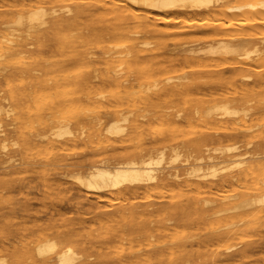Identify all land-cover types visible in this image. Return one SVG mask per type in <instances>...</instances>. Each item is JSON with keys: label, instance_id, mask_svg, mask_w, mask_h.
Instances as JSON below:
<instances>
[{"label": "bare ground", "instance_id": "bare-ground-1", "mask_svg": "<svg viewBox=\"0 0 264 264\" xmlns=\"http://www.w3.org/2000/svg\"><path fill=\"white\" fill-rule=\"evenodd\" d=\"M88 1L87 3L74 4L67 3L68 0H0V8L3 9L0 20L1 18L5 20L0 24V74L2 73L6 77L11 68L10 65L17 64L18 71L30 74L34 83V94H44L42 89L55 91L62 85L71 83L75 86L74 91L71 94L63 92V97L72 98L78 94L90 104L77 110L76 107L75 111H69L67 119L57 124L52 121V118L40 117L42 113L47 115L54 111L56 105L52 100L43 104L36 103L33 109L29 106L17 109L11 103L9 104L7 97L0 98V114H4V117H0V168L6 169L3 173L9 175L20 170L31 169V164L19 154V151L13 149L9 151L8 148V127L16 128L17 124L26 122V118L34 119L30 120V124L37 125V128L32 127V134H24L20 131L24 139L23 143L27 148H30L32 144H44L51 150L64 151L69 146L78 145V142L85 139V146L97 153L111 152L115 154L128 146L127 142L131 141L134 135L142 133L145 129L147 110L141 114H134L133 110L137 106L136 99H139L141 104H153L161 98L166 100L171 97L184 100L196 92L209 90L212 95L214 94L213 97L218 96V99L227 101L209 105L204 111H201L202 115L212 125L220 129L217 131L224 130L229 134L244 137L245 150L241 151L238 144L233 142L225 146L226 151L232 153L230 156L217 157L213 156L210 151L216 153L222 149L210 147L208 143H205L203 144L204 153H200L192 159V155H184L179 144L177 119L187 120L190 116L186 112V108L179 107L175 111L159 112L158 118L161 121V127H159V123L160 129L158 128L159 132L156 133L158 140L155 144L130 154L128 152V155L123 159L114 162L110 160L111 156H99L101 158L91 162L86 170L78 171L77 169L73 179L78 186L86 189V196L92 195L90 193L92 191H94L93 194L95 192L98 194L111 190L115 194L109 195H115L116 198L127 197L129 194L135 195L140 189L147 191V194L149 189L159 188L164 181L171 180L179 185V191H183L185 188L190 190L194 194L192 206L203 208V210L208 208L205 211L209 216L229 211H241L242 218L254 209L256 212L257 206L262 205L263 207L264 149L257 148L260 145L257 142L264 141V103L253 104L251 99L243 97L237 105H231L228 95H232L234 92L227 94L220 91L216 81L202 83L197 79L202 74L221 76L226 70H230L235 75L234 80L238 79L241 82V91L247 93L256 85L264 87V0ZM101 12L109 14L115 20L112 21V25L111 23L100 24L97 21L93 24L92 21L88 23V20H94L95 13ZM8 13L14 15L7 18ZM200 19H204V21L206 19V21L202 22ZM158 23H164L166 26L163 28L160 25L161 28ZM203 25L205 27H202ZM188 29H193L194 32L184 35L183 33ZM66 30L68 33L62 34ZM170 35L176 37L173 38ZM106 38H115L119 42L112 43L114 46L111 48L99 47V42ZM154 38H158L159 41H155ZM167 39L171 40V45L169 43L167 45ZM35 41L48 42L50 50L46 54L41 53L37 62L29 65L26 63L28 58L25 54L30 52ZM88 44H91V47H99V53L90 51L91 47H88ZM167 46H172L169 48L170 56L176 54L184 56V58L178 59V62L172 65L160 64L157 59L159 51ZM86 63L91 64L93 68L91 73L85 76L84 83L97 81L113 86L111 94L106 90H98L93 84L81 87L80 83L83 82L79 79L80 75L73 77L74 75L66 72L69 67ZM231 85L233 86V84ZM228 91L230 92V90ZM9 95L11 98L15 96L12 91ZM60 96L62 97V95ZM122 96H127L128 102L129 100L133 101L130 110L127 112H124L123 108L116 110L113 117L105 123L96 112L97 109L101 104L109 102L113 98L122 102ZM116 108L118 107L116 106ZM195 112L198 113L200 110L197 109ZM25 113H28V116ZM197 113L195 114L197 115ZM227 117L230 118V123L223 120ZM6 118L10 120H6ZM112 134L114 136L123 134L125 137L111 140L110 135ZM52 138H56V140ZM13 144L18 145V142ZM81 144L83 145V143ZM167 156H169V162L173 164L184 157L185 166L169 165L167 170L160 169L159 166ZM57 157L56 154L54 158ZM232 157L233 159H230ZM59 158L62 156L59 155ZM72 165L75 164L72 163ZM80 165L83 164H77V166ZM235 167L241 169V174H227L219 181H210L209 178H215L219 173L235 169ZM247 179L254 180L257 184L258 180L263 183L258 188L254 185L257 191L260 190L259 196L244 197L236 202L214 204L209 194L206 193L214 187L222 188L226 184L232 185L237 180L243 183V180ZM245 182L247 183V181ZM235 184L231 187L237 186ZM229 189H227L229 193L231 190L235 191V189ZM225 192L226 190L224 194ZM219 196L221 197V195ZM236 196V194L232 195V197ZM98 197L104 196L98 195ZM137 199H141V197ZM121 202L120 200L119 203ZM147 208L146 210H148ZM171 211L173 218H169V222L172 219L179 221L186 215L183 213L185 209L180 207L172 208ZM259 212L261 213L259 210L256 214ZM140 216L142 215L140 214ZM208 223H212V221ZM235 224L237 225V223H231L228 224L229 226H225L231 227ZM209 225L211 228V224ZM225 226L222 228H226ZM140 228L142 233L147 231L145 225L138 226V232H140ZM169 228L171 227L164 223L156 230L164 236L168 234ZM232 230L223 233L224 238H232L234 234ZM136 232L137 229L133 228L132 235ZM72 234L75 232L71 231L70 235ZM148 234L147 241L145 240L146 246L152 248V251L147 252L145 257L143 255L145 264H180L177 259L178 252L185 249L183 242L178 238L170 240L161 238L153 241L149 239L155 236L153 232L150 231ZM240 236L238 235V238ZM239 244L240 242L228 245L226 251L230 255L249 251V248L237 250ZM62 245L57 236L39 232L38 238L33 244V251L31 247L25 248V257L32 260L33 264H112V262L114 264H129L131 254L139 250L131 248L127 254H117L111 260L99 258L92 261L93 256L86 254L85 245H82L81 252L75 250L71 245ZM25 261V259L16 260L10 264H24ZM5 262L2 258L0 263L4 264Z\"/></svg>", "mask_w": 264, "mask_h": 264}, {"label": "rangeland", "instance_id": "rangeland-1", "mask_svg": "<svg viewBox=\"0 0 264 264\" xmlns=\"http://www.w3.org/2000/svg\"><path fill=\"white\" fill-rule=\"evenodd\" d=\"M116 1L120 2L121 0ZM87 2L89 1L70 0L69 2L68 0L67 3L82 4ZM2 11L3 9L0 8V14L3 13ZM12 15L14 14L8 13L6 16L9 18ZM108 15L109 14L102 12L95 13L94 20H88V23L92 21L93 24V22L97 21L100 24L111 23L112 25V21L115 20L112 19L110 15ZM200 20L202 22L204 21V19ZM200 20H198V22H201ZM2 21L5 20L1 18L0 24ZM163 24L164 23H158V26L161 27L160 25H162L164 28L166 25ZM202 27L205 26L203 25ZM63 32L64 33L62 34H65L66 32L68 33L67 30ZM193 32V29H188L183 34L186 35ZM198 34L201 35V33ZM170 36L173 38L176 37L175 35ZM154 40L159 41L158 38H154ZM117 41L119 42V40L115 38H106L101 40L98 46H107L111 48L115 43H117ZM166 43L167 45L168 43L169 45L172 44L171 40L168 39ZM91 46V44H88V47ZM99 47H91L90 51L99 53ZM171 47L172 46H167V48L159 51L160 53L157 59L159 60L160 64L172 65L177 63L178 59H182V57L184 58V56H177L176 54L170 56L169 48ZM49 50L50 46L48 42L35 41V44L30 49V52L25 54L27 55L26 58L29 59H26V63L29 65L36 63L41 53L46 54ZM89 65L91 64L86 63L72 66L69 67L66 72L74 75L73 77L80 75L79 79L83 82L80 83L81 87L93 84L98 90H106L109 92V94H111L113 86L105 85L97 81H94V83H84L85 76H88L93 68L92 65ZM17 66V64H11V68L6 77L3 76L2 73L0 74V98L7 97L9 104L11 103L13 107L18 109V107L29 106L33 109L36 103L43 104L51 102L52 100V102H54L56 105L54 111L47 115L42 113L40 117L47 119L52 118L54 123L59 124L60 122H63L67 119L69 111H75L74 109L76 107L77 110L80 107L90 105L87 101H85L84 97H79L78 94L74 95L72 98H67L65 96L63 97V92L66 94H71L74 91L75 86L71 83L62 85L55 91L42 89L44 94H34V83L30 77V74L27 72L18 71ZM234 76V73H232L230 70H226L221 76L202 74L197 80L202 83H211L213 80L214 82L216 81V84H218L217 87L220 91L226 92L227 94H232L234 92V94H232L233 96L228 95V101L231 105H237V103L242 101L241 99L243 97H248L251 99L253 104L264 103V87L256 85L249 92H243L241 91V82L238 79L234 80ZM231 84H233L234 87ZM80 86H77V88H80ZM228 90H230V92ZM11 91L15 95L14 98H11L9 95ZM60 95H62V97ZM213 95L211 92H209V90H206L196 92L186 97L184 100H177L171 97L166 98V100L165 98L158 100L156 99L157 101L153 104H141L139 99H136L135 103L137 106L133 110V113L141 114L147 110L145 129L142 133L134 135L133 139L127 142L128 146L115 152V154L111 152L99 154L95 150L85 146V139L81 142H78V145L69 146L64 151H58L56 149L51 150V148L48 146L46 148V145L44 144H32L30 148H27L23 143L24 139L21 136L20 131H22L24 134H32V127L37 128L36 124H30V120L34 119L26 118L27 121L19 123V125L17 124L15 126L16 128L8 127L9 131H7V136L9 137V151L11 149L19 151V154H21L22 157L31 164V169L24 171L20 170L15 174L8 175L3 173L6 169L0 168V262L2 258L6 261L4 264H10L16 260L25 259L26 261L24 264H33L32 260L26 259L25 248L31 247L33 251L34 241L38 238L39 232H43L57 236L61 240L63 244L62 246L71 245L79 252L82 251V245H85L87 249L86 254L93 256L91 259L92 261H95L99 258L111 260L112 258H115L117 254H127V252L132 248L139 250L134 254H131L129 257V264H145L143 258L147 252L152 251V248H148L146 246V238H148V233L152 231L155 236L149 239L153 241L155 239L161 238L162 240L178 238V240L183 242L185 249H183L181 252H178L179 257L177 259L180 261V264H258V262L259 264H264V205L263 207L262 205L260 207H256V209L258 211L260 210L261 213L259 212V214H256L258 211L256 210L255 212L254 209V211H252L254 212L253 214L252 212L248 214L249 217H247V215L241 218V211H229L223 214L209 216L205 211L208 208H204L203 210V208H195L192 206L194 194L190 190L185 188L186 191L184 189L183 191H179V185L171 180L164 181L159 188L149 189L148 193L150 195L148 193L146 194L147 191L145 192L144 189H140L135 195H127L128 198L126 196L116 198L115 195H109L115 194L114 192L112 193L111 190L98 194L96 192L93 194L94 191H92L90 192L92 195L86 196V189L84 187L78 186V184H76L75 180L73 179V176L77 173V169L78 171L86 170L91 162L100 159L104 155L108 157L111 156L110 160H113L112 162H114L123 159L126 155H128V152L130 154L134 151L136 152L138 149L150 147L155 144L158 140L157 134L159 132L158 130L160 129L159 127H161V121L158 118V114H160L159 112L175 111V109L179 107L186 108V112L190 116L187 120L184 118L177 119V127L179 129V144L184 155H192V159L198 154L204 153L205 147L203 144L205 143H208L210 147L222 149L216 153L210 151L213 156L217 157L230 156L232 153L226 151L225 146L232 144L233 142L238 144L241 151L245 150L244 137L237 136L235 134H229L224 130L217 131L220 129L215 127V125H212V123L204 115H202L201 111H204V109H206V107L209 105H212L215 102L224 103L227 101L222 100L221 98L218 99V96L213 97ZM111 100L101 104L100 108H98L99 110L97 109L96 111L105 123H107L113 117V115L116 113V110L123 108V111L127 112L130 110V107L133 104V101L129 100L128 102L127 96H122V102H119L114 98ZM126 105L127 107H125ZM116 106L118 108H116ZM197 109H199L200 112H195ZM195 113H197V115ZM25 115L28 116V113H25ZM0 117H4V114H0ZM31 117L34 116L31 115ZM229 119L230 118L227 117L223 120L227 123H230L231 120ZM6 120L10 119L6 118ZM188 120H190V125L189 122H187ZM202 126L203 128L206 127V129L208 128L209 130L203 129ZM207 126H211V128ZM121 137H125V135H110L111 140H116ZM52 139L56 140V138ZM14 142H18V145H14ZM81 143H83V145ZM257 144H260L257 148L264 149V141L260 140L257 142ZM67 150L73 151L68 152ZM56 154L58 157L54 158ZM59 155L62 156V158H59ZM230 159H233V157ZM183 160L184 157L177 161V163L173 164L169 162V156H167V158L161 163V166L159 167L160 169L165 168V170H167L169 165H179L180 167H184L185 164ZM231 162L232 160L230 163ZM72 163L75 165H72ZM79 163H82L83 165L77 166ZM227 174H241V169L235 167V169L232 168L230 170L221 172L217 177L209 179L212 182H216ZM237 181H234L233 184L236 183L235 185L238 187L235 186L232 188L231 186L233 184H226L222 188L214 187L211 189V191H206V193L209 194L210 199L214 201V204L219 202H236L244 197H254L260 195V190L258 189L257 191L256 188H254V185H256L257 188L261 187L263 184L261 181L258 180L259 185L255 183L256 181L253 180V182L251 179L243 180V183L240 182V180ZM245 181H247V183ZM10 183L11 185H9ZM8 186L10 187L8 188ZM229 188L233 190L235 189V191L231 190L232 193L231 191L229 193ZM245 188L248 189L246 190ZM225 190L228 193L225 192L224 194ZM233 194H236L237 196L232 197ZM98 195L104 197L99 198ZM219 195H221V197ZM113 196L116 200L112 198ZM140 197L141 199H137ZM120 200L122 201L121 203H119ZM146 207H148V210H146ZM175 207L185 209V212L183 213H186V215H184V219L182 218L179 221L172 219L171 222H169L168 219L173 216V212H170V210ZM119 211L122 212L119 213ZM121 214H125L126 217L125 215L121 216ZM140 214L142 216H140ZM209 220L212 221V223H208L210 222ZM238 222H240V224H238ZM164 223H167V225L171 228H169L168 234L163 236L160 235L156 229L158 226ZM231 223H237V225L235 224L231 227H228V224ZM209 224H211V228L209 227ZM140 225H145L147 227V231L142 233L140 228V232H138V226ZM225 225L228 226L226 227ZM222 226H225L226 228H222ZM133 228L134 230L137 229V232L133 233L132 235ZM230 230L234 231L233 237L224 238L223 233ZM71 231H74L75 234L70 235ZM238 235H241L242 237L240 236L238 238ZM238 242H240V244L237 250L249 248V251L243 254H236L234 252L235 254L230 255V253L226 251V247ZM112 264L114 263L112 262Z\"/></svg>", "mask_w": 264, "mask_h": 264}]
</instances>
